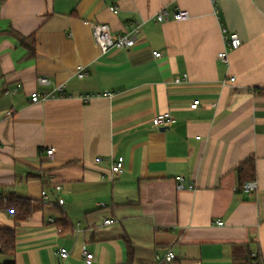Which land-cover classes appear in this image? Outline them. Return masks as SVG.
<instances>
[{"label": "crops", "instance_id": "obj_1", "mask_svg": "<svg viewBox=\"0 0 264 264\" xmlns=\"http://www.w3.org/2000/svg\"><path fill=\"white\" fill-rule=\"evenodd\" d=\"M164 7L192 17L156 21ZM136 21L134 47L101 52L94 22L117 36ZM10 29L34 34L33 55ZM226 31L242 40L229 63L218 56ZM162 112L174 118L165 130L151 122ZM252 157L249 192L239 166ZM180 175L195 189H179ZM19 198L33 208L18 223L10 199ZM16 225L0 264H87L83 246L92 264H264V0L0 3V229Z\"/></svg>", "mask_w": 264, "mask_h": 264}, {"label": "built area", "instance_id": "obj_2", "mask_svg": "<svg viewBox=\"0 0 264 264\" xmlns=\"http://www.w3.org/2000/svg\"><path fill=\"white\" fill-rule=\"evenodd\" d=\"M1 3V2H0ZM111 10L116 13L118 12V8L116 6H112ZM175 20V21H186L189 20L192 15L191 13L186 10V9H181L178 8L172 14L170 13V10L167 7L162 8L157 14L154 16L156 21H164L169 18V16ZM144 23L143 22H132L130 24V29L124 34H119L117 36H114L112 34L111 27L107 23H99V22H94L92 24V31L94 35V39L96 44L99 46L100 50L102 53H108L112 49H127L134 47L136 42H137V32L139 31L141 25ZM224 41H225V48L218 53L219 58H221L225 63H229V56L228 53L230 50L237 49L242 45V40L241 37L237 32H228L226 31L224 33ZM154 56L156 57H161L162 52L156 50L153 52ZM87 74V71L85 69V66L82 64L77 65L75 75L78 77H84ZM184 78L187 77L186 74L183 76ZM235 78L232 77L231 80H234ZM177 81H180L181 78H177ZM39 82L41 84H48L49 80L47 78L40 77ZM20 86V85H19ZM62 91V86H59L55 89L53 92H47V93H40L39 91H34L31 93V101L32 102H38V101H44L47 100L50 97L55 96L56 92ZM108 95H112L111 92H108ZM94 95L87 94L85 95V99L88 100L89 98H92ZM201 103L200 99H194L193 102L191 103L192 108H197L199 104ZM8 114H11V112H8ZM174 118L169 112H162L158 113L155 116H153L151 122L154 127H163V126H169L173 122ZM55 151L54 147H50L47 149V154L49 156H53ZM97 162L102 161V157L98 156L95 158ZM124 168V162L120 160H115L112 161L111 163V169L112 173L114 175L119 174L122 172ZM177 187L179 189H195L194 184H186L185 183V177L183 175L178 176V181H177ZM244 190L253 192L256 190V182L255 180H249L247 181L244 186ZM57 190L61 189V185L56 186ZM42 198L43 200H48L49 198V193L47 190L42 191ZM60 203H62V200H60ZM102 205H105L104 203H101ZM12 212H14V209H11ZM53 220V219H50ZM106 224H111L114 222L113 218H106L104 221ZM219 224H223V221H219ZM58 253L61 258L66 259L69 256V250L61 246L59 247ZM82 253L84 257V261L87 264H92L94 260V253L89 251L87 247L83 246L82 248ZM159 258V256H157ZM166 260H172L175 258V254L171 251L167 252L166 255L164 256Z\"/></svg>", "mask_w": 264, "mask_h": 264}, {"label": "trees", "instance_id": "obj_3", "mask_svg": "<svg viewBox=\"0 0 264 264\" xmlns=\"http://www.w3.org/2000/svg\"><path fill=\"white\" fill-rule=\"evenodd\" d=\"M5 0H0L4 2ZM10 33H13L14 36L22 43L25 44L29 51V56L34 54L36 39L34 34L26 37L19 32L10 29ZM256 177V167L254 158H248L242 162L239 166V187L243 188L244 184L249 180H254ZM10 205L14 209L15 218L17 222H22L27 219L32 211V202L25 198L19 199H10ZM18 232V226L15 227H6L0 229V252L9 254L14 252L16 244V236ZM128 250H129V260L133 255V247L131 241L128 239ZM5 264H15L14 261L6 262Z\"/></svg>", "mask_w": 264, "mask_h": 264}, {"label": "water", "instance_id": "obj_4", "mask_svg": "<svg viewBox=\"0 0 264 264\" xmlns=\"http://www.w3.org/2000/svg\"><path fill=\"white\" fill-rule=\"evenodd\" d=\"M169 126H163V127H160L161 130H165L167 129Z\"/></svg>", "mask_w": 264, "mask_h": 264}]
</instances>
